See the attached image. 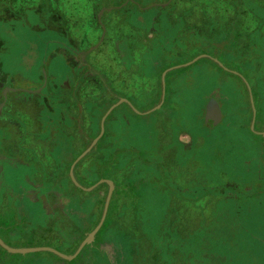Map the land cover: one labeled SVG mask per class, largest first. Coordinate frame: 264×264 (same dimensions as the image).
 I'll return each mask as SVG.
<instances>
[{
  "label": "rangeland",
  "instance_id": "obj_1",
  "mask_svg": "<svg viewBox=\"0 0 264 264\" xmlns=\"http://www.w3.org/2000/svg\"><path fill=\"white\" fill-rule=\"evenodd\" d=\"M89 1L0 0V104L5 101L1 115L7 118L0 120V146L14 145L13 132L20 117H25L32 128L40 129L41 140L46 142V148L51 147L53 157L54 146H67L70 151L71 147L79 148L77 139L83 130L77 124L81 122L86 127L92 120L96 128L98 121L88 118V110L81 102L96 96L104 108L116 97L129 100L144 113L161 105L145 116L136 114L128 105L132 111L122 107L114 111L111 119H116L113 128L117 138L113 144L140 152L128 154L127 164L131 163V167L118 171L121 178L125 172L135 173L132 185L136 188L123 187L114 198V213H120L116 217L118 225L130 236L115 247L95 238L90 246L99 256L95 257L93 251L85 252L87 256L82 253L73 261L49 252L8 254L0 248V264H264V0H199L197 9L206 12L198 16L204 22L200 34L189 31L188 39L185 30L186 44L178 38L180 48L166 47L164 53L157 50L146 66L133 64L128 71L123 62L132 58L115 52L112 45L119 38L115 30L119 32L123 26L120 10L136 2L127 0L99 16L103 9H109L104 7L91 16ZM173 1L164 7L167 3L147 5L145 0L139 7L149 18H155V7L167 8ZM114 10L118 13H111ZM190 25L194 27L192 22ZM95 39V44L88 46ZM103 48L102 52L113 54L111 57L109 52L113 63L95 54ZM84 53L83 61L92 67L91 75L102 62L111 66L118 79L112 85L109 73L99 70L96 85L102 83V89L92 92L87 100L80 98L82 114L77 115L73 94L70 110L64 102L66 108L59 105L58 95L49 102V91H54V83L60 85L59 89L72 88L77 80L78 85L82 84L84 78L78 76L86 69L75 68L73 73L66 56L71 63H78ZM189 55V62L199 59L183 66L189 63H182ZM154 62L169 66L160 80L154 78ZM45 76L46 86L40 94L9 92L5 100L6 88L36 90L45 85ZM86 87L91 89L90 84ZM212 98L223 113L219 124L205 121V109ZM153 102L158 103L153 106ZM107 112L101 119L100 131ZM64 123L73 137L64 140L56 136L54 144L49 145L52 130L60 134L56 129L61 130ZM186 143H190L187 151ZM191 164L195 166L194 174L187 175L193 171ZM4 171V185L20 191L24 185L21 179L28 169L7 166ZM125 178L130 179L128 175ZM33 190L37 194L40 188ZM126 192L134 196H126ZM99 194L104 197L106 192ZM30 200L32 203L27 199L16 203L34 219L43 210L48 215L54 212L47 198L32 195ZM95 204L90 201L82 210L92 212ZM19 228L25 229L16 242L20 248L30 242H44L49 243L44 247L64 250L62 241H55L59 234L55 227L54 239L47 232L23 228V224ZM108 249L113 262L104 255Z\"/></svg>",
  "mask_w": 264,
  "mask_h": 264
},
{
  "label": "trees",
  "instance_id": "obj_2",
  "mask_svg": "<svg viewBox=\"0 0 264 264\" xmlns=\"http://www.w3.org/2000/svg\"><path fill=\"white\" fill-rule=\"evenodd\" d=\"M125 1L127 0H90L89 2L91 4V9H93L90 15L94 16L99 12L100 9L104 7L109 8L112 6H118L123 4ZM134 1L136 3L130 4L133 6V9H130V5H128L126 8L120 10V13L122 15L121 22L123 26L120 28L119 32L118 28L115 30L116 34L119 35V38H117L116 42L112 45V49L115 52L119 54L127 53V59L132 58V61L123 62L125 63L124 67L126 71H128V69L132 67L133 64L137 65L139 63L141 67L144 64L146 66L147 62L153 60V55L154 57H156V54L153 53H156L157 50H160L164 53V49H166V47L180 48L178 38L182 39L183 42L186 44V37L188 38L189 31H194L197 35L200 34V31H202V23L204 22L200 20L198 16H203L206 14V12L205 10L197 9L199 0H174L172 3H170L167 8L158 7L157 9H155V7L153 9L156 10L157 13V16L155 18H149L148 13L139 7V5L142 6V1L144 2L145 0ZM156 1L158 3L164 4L169 2L170 0H147L146 4L152 5V3H156ZM200 8H204V6H200ZM111 13H118V11L114 10ZM130 13H133L134 16L131 17ZM191 22L193 23L194 27L190 25ZM198 23H200L201 25H199ZM227 23L230 24L231 22L227 21ZM185 30L186 37L185 39H183V32ZM97 39H99V37ZM97 39H95L91 44L89 43L88 46L94 45ZM102 51H104V48L100 49L99 51H96L95 54H101V58L104 59L105 62H111V58L109 57L110 51ZM110 55L111 57L113 56L111 52ZM144 58L146 60L145 63L140 62V60H143ZM191 59V55H189L188 59L183 60L182 63H187ZM101 63L97 67L98 70H95V74L90 75L88 73V75H90L91 77V79L89 80L91 81V89H88L86 87L87 85H84V81L81 85H78L79 80H77V83L72 87L73 91L71 92V94L74 95V104L76 108V113H74L77 115L82 114L81 108L79 107L80 98L81 100H87V97L92 92H96V90L102 89V83L96 85L101 76V72L99 70H104L107 72V74L109 73L110 78L112 80V85L115 82V78L116 80L118 79L116 72L112 71L111 66H104ZM171 63L174 62L172 61ZM154 65V78L155 80H160V76L162 75L164 70H166L169 66L166 67L164 62H154ZM91 68L92 67L90 66L89 69L92 74ZM82 74L83 75L78 76V78L86 77V72H82ZM129 78L131 79L132 75H129ZM87 90H91L90 93H88ZM67 93L68 92L65 89L57 90L54 88V91H52L51 89V91H49V102H52V100L54 101V99H57L56 97L59 96V98L57 99L59 105L62 108H66L65 105H62L64 102L67 105L68 109L72 110L70 105L73 103V100H70V96ZM63 95H65V97ZM96 97H93L92 101L81 102L84 106L83 109L88 110L86 114L88 118L90 117L92 119L95 117L98 120L96 128L94 127L92 120H90L89 124L84 128L81 126V122H79L77 124V127H82L83 135L87 136L88 143L83 141V135H79V138L77 139V144H80L81 146L79 148L71 147L70 149H73V151H70L67 146L58 148L54 146L53 157L49 150L51 147L48 146L49 148H46V142L41 140L40 129L38 127L32 128L33 126H30L28 119L25 117H20L18 127L16 128V131L13 132L16 137V139L13 140L14 144L15 141L20 142V146L18 147L19 154L25 160L32 164V169L29 170V174H31L29 177L34 184L42 185L44 193H53L54 190H60L66 193L71 192V196L75 197V199L80 201L81 203L85 202L86 204H89L90 201L95 202V209L92 212H86L85 210H82V208H79V206L74 207L70 205V208L72 209L67 208L65 212H58L55 215L54 212H51V214L48 215L45 210H43L41 216L37 217L38 215H36L37 218L34 219L32 216H30L24 211L22 206H19L17 204L21 202L20 200H18V202L16 203L17 199L8 194L5 189H1L0 237L9 246L14 248L21 247L20 244L16 243L22 237L23 231H25V229L22 230L19 228L21 224H23V228H29L30 230H33V232L37 230H41V234L47 232L48 237L51 236L53 239L55 227V229L58 230L59 233L55 236L57 238L55 241H62L63 244L62 246L64 250L60 251L65 254L72 255L76 252V250L83 242V240L87 237V235L91 233L100 222L106 200V195L108 194L109 190L108 184H101L92 192H84L81 189H78L73 184L69 176V171L72 163L87 149V147L92 143V141L99 135L100 122L103 115L109 110L112 105L116 104L120 100V97H116V99L111 100L107 104V107L105 106L106 108H104L103 104L100 105L99 100H96ZM156 103L158 102H153L152 105L154 106ZM145 105L149 107L148 103H145ZM122 107H124L123 109L127 108L131 110L128 105L124 103L119 106L116 111H118ZM86 115L84 116L85 119ZM114 115L115 114L113 112L109 116L106 121V125H109L108 122L110 123L114 120H111L112 118H114ZM51 117L52 115L50 116V118ZM60 126L63 127V130L60 131L63 133L64 139L73 137L72 134L69 133V126H66L65 123ZM115 137L117 138V134L114 133L113 128L108 127L104 137L99 141L97 147L86 158H84L81 162L76 165L74 171L75 177L82 186L91 187L98 183L100 180L107 179L112 180L116 184V192L118 194L121 190H124L123 187H126L127 189H131L132 187L134 189L136 188L132 185L135 173L133 174L125 172L123 173V176L121 178V175L118 171L128 166L129 168L131 167V163L129 165L127 164L130 159L128 158V154H137L140 152L139 150L135 149L133 151L130 149L128 150L126 148H121L117 145L115 146L113 144ZM50 138L52 140L48 139L49 145H53L54 129L51 132ZM0 148H3V146H0ZM11 152L17 155V150L9 148V151H7V153L11 154ZM122 159L125 160L123 161ZM125 175H128L130 179L127 180L125 178ZM23 179L24 178H22L21 181ZM114 179H116V182ZM101 191L106 192V195L104 197H100L99 193ZM131 194L132 193L129 192L125 193L126 196ZM97 195L99 196L98 200L94 201ZM132 196L134 195L132 194ZM116 205L117 202L113 198L109 207L106 221L96 236L97 241L101 240L113 243L114 247L117 245V242H126L127 238L130 236L126 233L128 232L127 229H122L118 225V219L116 217H118L120 213H114L115 209L113 210ZM45 244L49 243L42 242L40 244H35L34 242H30L24 246L44 247ZM0 248L2 249L1 246ZM91 251L94 252V247L87 246L82 253L85 257L87 256L85 252L90 253ZM94 253L95 257L99 256L98 252L95 251ZM79 258L80 256L77 259Z\"/></svg>",
  "mask_w": 264,
  "mask_h": 264
},
{
  "label": "crops",
  "instance_id": "obj_3",
  "mask_svg": "<svg viewBox=\"0 0 264 264\" xmlns=\"http://www.w3.org/2000/svg\"><path fill=\"white\" fill-rule=\"evenodd\" d=\"M59 54H62V55H64L63 53H59ZM82 54V53H81ZM84 57H82V61L80 62H78V63H75L74 61H73V63H71L70 62V60H68V57L66 56V60H67V62H68V64H70L71 66H72V72L74 73V71H75V68H79V69H86V77H83L84 78V82H85V84L84 85H89L90 84V82L91 81H89L90 79H91V77H90V75H91V72H90V69L88 68V66H87V63L85 62V61H83L84 59H85V53H84V55H83ZM70 57V56H69ZM70 59V58H69ZM88 73L90 74V75H88ZM163 74V73H162ZM172 80V82H173V78L171 79ZM83 85V86H84ZM167 85V84H166ZM54 86H55V88L57 89V90H59V84H57V83H54ZM40 88V87H39ZM17 89H19V88H17ZM60 89H62V90H64V87H62V88H60ZM37 90V89H36ZM65 90H67V94H69V96H71L70 94H71V92L73 91V88H67V89H65ZM120 100H121V98H120ZM119 100V101H120ZM118 101V102H119ZM129 101V100H128ZM117 102V103H118ZM116 103V104H117ZM131 103V102H130ZM122 104H124V103H122ZM122 104H120V105H118L116 108H114L113 110H112V112L108 115V117L114 112V111H116V109L119 107V106H121ZM125 104H127V103H125ZM132 104V103H131ZM208 104V103H207ZM115 105V104H114ZM127 105H129V104H127ZM113 106V105H112ZM130 106V105H129ZM131 107V106H130ZM132 108V107H131ZM110 109V108H109ZM133 109V108H132ZM124 110H129V109H127V108H125ZM159 110V109H158ZM109 111V110H108ZM129 111H131V110H129ZM149 111H151V110H147V112H149ZM205 111H206V109H205ZM117 112V111H116ZM135 112V111H134ZM155 112V111H154ZM2 113V112H1ZM1 113H0V118H2V117H5V116H2L1 115ZM141 113H144V112H141ZM146 113V112H145ZM152 113V112H151ZM151 113H149V114H151ZM136 114H138V113H136ZM149 114H139V115H149ZM106 121H107V118H106V120H105V123H104V127H105V132H104V134H103V136L99 139V141L104 137V135H105V133H106V131H107V128L108 127H111V128H113L114 126H115V123H116V119H114L113 121H111L110 123H109V125H106ZM82 127L84 128V125H82ZM56 130H58L59 131V133L60 134H57V133H54V142H55V138H56V136H59V137H62V138H64V135H63V133L60 131V129L57 127V129ZM61 130H63V128L61 129ZM113 131H114V133H116V131L114 130V128H113ZM0 133H1V130H0ZM100 133H101V131H100ZM99 133V134H100ZM117 134V133H116ZM99 136V135H98ZM97 136V137H98ZM96 137V138H97ZM95 138V139H96ZM65 140V139H64ZM83 141L84 142H86V143H88V138H87V136L86 135H83ZM94 141V140H93ZM92 141V142H93ZM99 141H98V143H99ZM98 143L96 144V146L94 147V149L97 147V145H98ZM91 145V144H90ZM89 145V146H90ZM20 146V142H16L14 145L13 144H11V145H8V144H4L3 145V152L4 153H2L1 151H0V181L2 182H0V189H5V191L8 193V194H10L12 197H14L15 199H17V200H20V201H25V199H27V201H29L30 203H32V201L30 200V197H32V195H30V196H26L25 194H26V190H28V189H30V190H33V189H36V188H40V191L43 189V186L42 185H38V184H34L31 180H30V175L31 174H29V173H26L25 174V177H24V179L22 180V181H24V185H21L20 186V191H18V192H16V189L15 188H13V187H11L10 185H4V177H5V171H4V166H3V164L4 163H6V160H13V161H17V160H19L20 161V164L17 162V163H15V165H18V167L17 168H21V167H23V168H26V169H28V171L30 170V169H32V164L30 163V162H28L27 160H25L20 154H19V147ZM81 145H79V147H80ZM88 146V147H89ZM185 146H187V147H185L184 148V150H188V148L190 147V143H186V145ZM87 147V148H88ZM9 148L11 149H13V150H17V155H15V154H13V153H11V154H6L5 153V150H9ZM180 148H182V147H180ZM93 149V150H94ZM92 150V151H93ZM91 151V152H92ZM90 152V153H91ZM89 153V154H90ZM89 154H87L84 158H86ZM185 154V153H184ZM184 154H183V156H184ZM13 155H15V156H13ZM83 158V159H84ZM82 159V160H83ZM81 160V161H82ZM61 161V160H60ZM81 161H79V162H81ZM78 162V163H79ZM74 163V162H73ZM72 163V164H73ZM77 163V164H78ZM76 164V165H77ZM72 166V165H71ZM193 165L191 164L190 165V169H192L191 167H192ZM8 167H11V166H8ZM76 167V166H75ZM71 169V168H70ZM189 169H187V171H188ZM194 170H195V166H193V171L191 172V170H190V172L189 173H187V175L188 174H190V175H193L194 174ZM74 171H75V169H74ZM74 174H75V172H74ZM69 176H70V171H69ZM71 178V177H70ZM103 180V179H102ZM107 180V179H106ZM72 181V180H71ZM78 181V180H77ZM112 181V180H111ZM114 183V182H113ZM74 184V183H73ZM97 184V183H96ZM104 184H106V183H104ZM75 185V184H74ZM101 185V184H100ZM99 185V186H100ZM114 185H115V189H114V191H113V194H112V198H111V202H112V199L113 198H115V194L117 193L116 192V184L114 183ZM84 187V186H83ZM78 188V187H77ZM85 188H89V187H85ZM78 189H80V188H78ZM82 190V189H81ZM95 190V189H94ZM39 191V192H40ZM83 191V190H82ZM109 191V190H108ZM84 192H86V191H84ZM92 192V191H91ZM42 194H44V193H42ZM67 194V195H66ZM46 196V198H47V200H49V202L50 203H52L51 201H50V198H52V199H55V198H60V202H59V204L58 205H56V206H54V215L55 214H57L58 212H65L66 210H67V208H70L71 206L70 205H72V206H74V207H78L79 206V208H85V205H86V203L84 202V203H81L80 201H78V200H76L75 199V197H73V196H71V192H63V191H60V190H54V192L52 193V192H47L46 194H45ZM108 195V194H107ZM35 196V195H34ZM68 196V197H67ZM35 197H38L39 199L40 198H42V197H40V196H38V195H36ZM62 200H64V202H62ZM59 201V200H58ZM49 202L48 201H46V204H49ZM106 202V201H105ZM111 202H110V204H111ZM50 205V204H49ZM51 206V205H50ZM104 206H105V204H104ZM109 207H110V205H109ZM70 209H72V208H70ZM103 211H104V208H103ZM108 211H109V209H108ZM102 215H103V213H102ZM108 215V214H107ZM102 218V217H101ZM107 218V217H106ZM106 221V220H105ZM105 223V222H104ZM99 224V223H98ZM104 225V224H103ZM103 227V226H102ZM101 230V229H100ZM98 234V233H97ZM97 236V235H96ZM96 238V237H95ZM106 245V244H105ZM87 246H90V245H87ZM86 246V247H87ZM107 246V245H106ZM85 247V248H86ZM105 247V246H104ZM84 248V249H85ZM83 249V250H84ZM114 251H115V249L114 248H112ZM83 250L81 251V253L83 252ZM109 251H104V255L105 256H108L109 257V261L110 262H113L114 261V259H113V257H112V253H111V250L110 249H108ZM109 252V253H108ZM113 252V251H112ZM81 253L74 259V260H76L80 255H81ZM32 254V253H31Z\"/></svg>",
  "mask_w": 264,
  "mask_h": 264
},
{
  "label": "water",
  "instance_id": "obj_4",
  "mask_svg": "<svg viewBox=\"0 0 264 264\" xmlns=\"http://www.w3.org/2000/svg\"><path fill=\"white\" fill-rule=\"evenodd\" d=\"M167 5H168V3L164 4L163 6L166 7ZM113 9L114 8L103 9L100 12L99 16L104 14V12L106 10L107 11H112ZM198 59L199 58H197L195 61L189 62V63H187V64H185L183 66H189L192 63H195ZM179 67H182V66H179ZM165 75H166V73H164L163 79L165 78ZM46 82H47V76H45V85L40 87V88H38L37 90H24V89L6 88L4 90V92H3V95H4L5 100H6L7 99V94L9 92L24 91V92H27L29 94H40L42 92L43 88L46 86ZM122 103L129 104L136 113L143 114V113L137 111L127 99H121L117 104H115L113 107H111L110 110L107 112L105 118L102 121V125H101L102 129H101V133L99 134V136L96 139H94V141L91 143V145L74 161V163L72 164L71 169H70V177H71L72 182L75 184L76 187L82 189L83 191L91 192L94 189H96L100 184H104V183L108 184L109 191H108V195H107V198H106L103 215H102V218H101L99 224L95 227V229L91 233H89L87 235V237L83 240V242L80 244L79 248L77 249V251L73 255H66V254H64V253H62V252H60L58 250H55L54 248H51V247L14 248V247H11L8 244H6L0 237V246L3 249H5L9 254L26 255V254L37 253V252H49V253L57 255L58 257H60V258H62L64 260L73 261L87 245H91L95 241V237H96L97 233L100 231V229L102 228V226H103V224H104V222L106 220V217H107V214H108L109 205H110L111 198H112V194H113V191L115 189V185H114L113 181L103 179V180H100L97 184H95V185H93V186H91L89 188H85L77 181V179L75 177V174H74V169H75L76 164L79 161H81L87 154H89L94 149V147L98 143L99 139L103 136V134L105 132L104 123H105L106 118L112 112V110L114 108H116L118 105H120ZM4 105H5V101L0 104V113L2 112V108L4 107ZM160 108H161V105H158L154 109H152L151 111L146 112L144 114H149V113L154 112V111H156V110H158ZM205 113H206L205 114V121L208 124H219L222 121V119H223V113H222L220 104L217 102V100L215 98H212L211 100H209V102H208V104L206 106V112ZM252 130L254 131V122L252 124ZM261 134L264 136V132L261 133Z\"/></svg>",
  "mask_w": 264,
  "mask_h": 264
},
{
  "label": "flooded vegetation",
  "instance_id": "obj_5",
  "mask_svg": "<svg viewBox=\"0 0 264 264\" xmlns=\"http://www.w3.org/2000/svg\"><path fill=\"white\" fill-rule=\"evenodd\" d=\"M61 52H63V51H61ZM82 57H84V56H82ZM69 58H71V57H69ZM209 102V101H208ZM7 118H5V117H2V118H0V120H2V121H5ZM185 147H187V146H185ZM19 163L20 164V161L19 160H17V161H13V160H6V163H4L3 164V166H4V169H5V167H7V166H11V167H15V168H17L18 167V165H15V163ZM26 196H30V195H38V196H40V197H44V198H46L45 196H44V194H40V192L39 193H35V190H30V189H28V190H26V194H25ZM59 200V201H58ZM50 201L52 202V204L54 205V206H56V205H58L59 204V202H60V198L58 199V198H55V199H52V198H50ZM62 202H64V200H62Z\"/></svg>",
  "mask_w": 264,
  "mask_h": 264
}]
</instances>
